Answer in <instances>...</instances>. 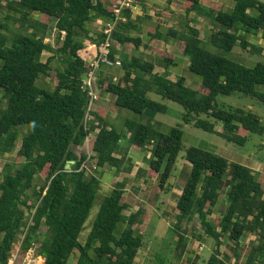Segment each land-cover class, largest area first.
Instances as JSON below:
<instances>
[{
  "label": "trees",
  "instance_id": "trees-1",
  "mask_svg": "<svg viewBox=\"0 0 264 264\" xmlns=\"http://www.w3.org/2000/svg\"><path fill=\"white\" fill-rule=\"evenodd\" d=\"M183 1L187 17L195 13L210 21L207 42L193 25L195 21H187L179 30L171 28L166 34L149 32V38L180 41V51L190 59V71L201 79L199 88H190L185 78L169 79L168 70L176 62L168 54L161 53L162 59L157 62L122 56L124 74L120 79L108 85L102 79L99 83L116 96L118 108L132 114L125 125L126 133H122L110 127L104 112L92 109L87 119L90 95L84 79L92 71V63L81 55L86 49L81 38L89 37L90 25L98 20L104 23L103 31L90 39L99 47L106 42L105 30L116 21L118 0H7L6 8L14 15L5 18L17 22L20 29L12 31L0 23V89L7 101V107L0 108L1 155L12 153L19 139L22 141L17 153L19 167L8 162L0 171V264L8 262L23 236L20 260L36 244L45 264H67L77 251V264H135L145 247L142 234L152 215L144 208L126 214L129 206L124 182L115 184L90 236L81 241L103 185L100 177L89 175L83 167L88 156L79 157L74 148L83 146L96 131L91 149L98 169L110 166L121 170L125 160L116 154L125 134H130L132 147L151 153L148 170L139 169L137 175L155 180L160 194L172 191L171 179L181 153L186 151L184 159L192 165V171L174 214L181 256L192 261L185 251L189 240L183 225L198 219L203 240L211 238L216 243L207 264H231L233 259L237 263L245 259V264H264V178L216 152L186 149L180 125L163 132L140 118L145 112L166 113L164 104L149 97L156 94L185 109V125L192 124L210 134H217V127L222 126L220 136L238 147L245 148L253 135L264 136L259 115L217 101L221 95L239 94L264 103V93L257 90L264 88V61L248 67L225 56L236 48L264 55L263 45L250 42V37L260 33L264 40V2L228 0L234 7L225 11L216 4L205 6L202 0ZM35 13L40 14V20L34 18ZM121 16L113 39L138 50L143 39L131 33L140 31V25L132 18V10H123ZM49 19L56 21L57 47L46 42ZM205 44L219 52L208 50ZM110 50V58L116 60L112 47ZM45 52L52 54L46 62L42 59ZM157 65L165 68V73H155ZM42 77L53 81L54 91L37 85ZM126 170L130 172L132 167ZM223 196L227 205L222 217L213 218ZM139 225L140 230L136 228ZM250 235L256 239L244 256ZM226 239L231 256L222 251Z\"/></svg>",
  "mask_w": 264,
  "mask_h": 264
},
{
  "label": "rangeland",
  "instance_id": "rangeland-1",
  "mask_svg": "<svg viewBox=\"0 0 264 264\" xmlns=\"http://www.w3.org/2000/svg\"><path fill=\"white\" fill-rule=\"evenodd\" d=\"M262 1L264 2V0ZM6 5H7V0H0V23L2 25H5L6 28L12 31H17L20 29L19 24L17 22H14L13 20H7L5 18L6 17L5 16ZM197 17L201 18L202 20L200 21L201 36H202V39L205 42H207V38L211 34L210 32L212 29V25L208 19L199 17V16ZM34 18L40 20L41 16L40 14L35 13ZM47 22H48V25L50 26V29H49L46 42L52 44L54 47H57V43H56L57 29L55 26L56 21L55 19H49V21ZM103 27H104V23H102L101 26L91 24L90 25L91 32H90L89 37L84 36L81 38L86 44V49L82 52L83 57L88 58L92 56L94 58L95 54L92 55L91 51H95V52L99 51L98 49L90 50V46L92 45L91 39L92 37H96V35L102 33ZM161 32L163 34H166L167 30L162 29ZM205 47L212 52H215V53L219 52V50L215 49L210 44H205ZM97 55L95 56V59L97 58ZM50 56H51L50 53L45 52L42 57L43 61H47V59ZM225 56L230 59H234L237 62L244 64L248 67H253L256 62L264 61V55L262 56V55L250 54L249 52H244L240 48H236L232 53L225 54ZM1 66H2V62L0 61V67ZM103 68H107V67H103ZM110 69L111 68H107L108 71ZM192 77L193 79L192 80L190 79L189 87L192 88L193 90H196L197 86L194 83V81L197 80L200 82L201 79L198 76L194 75L193 73H192ZM37 85L48 91H54L56 87L53 81L47 77H42L40 80H38ZM257 90L259 92L264 93L263 87L261 88L259 87ZM4 95L5 94L3 90L0 89V108L7 107V101H5L3 98ZM149 97L156 102L164 104L167 107V111L166 113L145 112L144 122L146 123L151 122L152 124L155 125L157 124L156 122L160 120L163 123V125H161L163 127V129L161 128V130L162 131L164 130L163 132H169L172 127H176L180 125L184 131L183 144L186 149H189L190 147H196V148H201L207 151L215 152L212 150L211 146L216 145L222 150L223 154H225V155H221L224 158L225 156H228L229 159L231 158L227 154H230V156H233V155L243 156L247 160L255 159L258 163H260L261 165H264V136L253 135L251 136L245 148L238 147L224 140L219 134H210L208 132H205L201 129L196 128L194 125H191V124H189L190 126L185 125L183 122V115L185 113V109L180 104H177L175 102H171L168 100H164L161 96L156 95V94H149ZM217 101L219 104H226V105H230L233 107L242 108L245 110H252L254 113H256L262 118V121L264 123V103L258 101L257 99L247 97L244 95L234 94L231 96L221 95L217 98ZM93 107H94V104L92 106V109ZM96 136H97V133L89 135L88 142L86 140V143L82 147L74 148V151L77 153L79 157H81L84 154L85 155L87 154L90 157V160L86 164V169H87L88 174L96 175L103 180L102 190L98 194L95 205L91 211V215L89 219L87 220L85 229L81 236V241L83 242L86 241L87 238L90 236L93 230L94 224L97 220V217L101 211L102 204L111 193V190H112L111 185H115L114 182L116 181L114 180L115 179L114 176L112 177V175H110L111 169H112L110 166H107L104 169H98L96 166V159L94 158V152L91 149L92 142ZM21 139H19L15 151H13L10 154H5V155H1L0 153V171H2L6 163L9 162V163L14 164L18 162L17 153H18V150L20 149V145L22 141ZM121 142L124 144L130 143L129 138H126V136L123 138ZM185 154H186V151H183L181 153L178 159V162H177V170L174 172L175 177L173 176L174 178L171 179V183L173 185H176V183H178L179 187H181L184 184L183 177H180V171L182 169L184 162H186V160L184 159ZM230 160L235 161L234 163L239 162V161H236L235 159H230ZM17 167H19L18 163H17ZM68 168H71V166L69 165ZM45 175L42 176L43 180L45 178ZM43 180H39V184H43L42 183L44 182ZM133 181L134 180L131 179L128 182V183H131L130 185H128V191H127V193L129 194L128 197L130 198L132 196V192H131L132 187H134ZM149 181H151L150 182L151 184L148 186L145 184L147 187V190L144 192V195L140 196L141 200L147 201L149 198H152V196L155 194V187H157V185L155 186L153 184V180L149 179ZM226 204H227L226 197L223 196L219 204V207L217 208L216 214H218L219 216H222V209L225 207ZM172 207H174V203L172 204ZM149 209L153 213V218L151 220L150 225L148 226L149 228L145 230L142 234L144 237V241H145V247L140 251L135 264H191V263L192 264L193 263L207 264L208 263L209 259L211 258L216 248V243L211 238H205V240H203V233L201 232V229H200L201 227L200 221H198L199 224L196 223V226L194 227V229L192 228L193 226L192 223H185L183 225L184 234L189 240V244L185 250L186 253L190 254V258L192 259V261H189L188 259H186L184 255L182 256L180 255V251L182 248H180L177 235L174 233L175 223H176L174 216L171 218V214L165 212L166 214L164 213L165 215L161 217L158 215L159 213L156 211L157 210L156 207L154 209L150 207ZM126 214L129 215L130 212H126ZM136 228L140 230L141 226L139 225ZM191 230L193 232L192 234H189ZM42 231H46V229L43 228ZM252 238L254 239V237ZM252 238H249L245 242L244 256L247 255L248 251L250 250V245H251L250 243L253 241ZM21 241H22V238L20 237V242L17 243L14 249H16L17 247H20ZM228 242H229L228 239H226L224 242L225 245L222 247V251L224 255L228 254L231 256V253L227 252L226 247H225ZM203 245H204V250H203ZM79 257H80V253L78 251L75 252L69 258L67 264H77ZM245 261L246 260L243 259L242 261L237 263L233 259L231 264H245Z\"/></svg>",
  "mask_w": 264,
  "mask_h": 264
},
{
  "label": "crops",
  "instance_id": "crops-1",
  "mask_svg": "<svg viewBox=\"0 0 264 264\" xmlns=\"http://www.w3.org/2000/svg\"><path fill=\"white\" fill-rule=\"evenodd\" d=\"M202 4L208 7H213V4H216L218 6L224 7L225 11H230L234 7L233 4L228 0H202ZM136 7H137V10L133 12L132 18L138 21V25H140L141 29L138 32L133 31L131 34L133 37L143 39V46L137 50L132 44L121 45L118 42L114 43V45H112L113 46L112 52L114 53L115 58L122 62V56H126V57L137 56V57L144 58L145 60H148L151 62H157V60L162 59L161 53L168 54L170 57H173L176 62V66L168 70L170 74L169 79L172 81H178L180 78H185L187 80V85L190 86V79L191 80L193 79L192 72L190 71V59L189 57H187L185 54H183L180 51L181 42L175 39H172V38H168V39L163 38L161 40L150 39L149 32L154 33L156 31H162V29L163 30L166 29L168 31L171 28H175L179 30L187 21H195L193 25L201 30V25H200V21H202L201 18H198L195 13H192L187 17L186 16L187 7L183 0H173V1H170V0H137ZM11 15H14V13L9 11L6 8L5 16L8 17ZM102 23H103L102 20H98L97 22L93 23V25L101 26ZM250 42L252 43L258 42L259 45L264 46V40L262 38V33H260L257 37H254V36L250 37ZM95 49H98L100 51V47L92 43V45L90 46V50H95ZM99 51H96V52L91 51L92 55L95 54L94 58L92 56L88 58H85V57L84 58L88 62L92 63L95 59V56L99 53ZM103 67L100 70L99 75H98L99 80H98L97 89H96L97 100L94 102L93 111L99 112V113L104 112L105 115H107L110 127H114L118 131L122 133H126L125 125H126L127 120L132 116V114L127 110H122L118 108L116 106V101H117L116 96L107 92L105 88H102L99 86L101 79L104 80L105 85H108L111 81L117 82L120 79V77L124 74V72L122 68L110 69L108 71L107 68H103ZM165 70L166 69L161 67V65H157L155 69V73L163 74L165 73ZM194 83L196 84L197 89H198L201 81L199 82L195 80ZM140 118L143 122L145 121L144 116ZM156 123L157 124L155 125H157L160 129L161 128L163 129V127L161 126L163 125V123L160 120H158ZM222 132H223L222 126H218L217 134L220 135V133ZM96 133H98V131H96ZM125 135H126V138L130 137V134H125ZM211 147H212V150L215 151L220 156L225 155L223 154L222 150L218 146L213 145ZM227 155L231 157L230 159H235L236 161H239L238 163L251 168L254 171V173L259 175L260 179L264 178V165H261L255 159L247 160L243 156H237V155L230 156V154H227ZM116 157L118 159H124L125 163L122 165L121 170L111 167L112 169H111L110 175H112V177L114 176L115 178L114 180H116L114 182L115 184L117 182H124L126 184L125 197H126V202L129 206L126 212H130L131 214V213L137 212L139 208H144L147 210V212L151 213L152 215L151 220H152L153 213L150 211L149 208L152 207L154 209L156 207L157 209L156 211L159 213L158 214L159 216L162 217L166 213H170L171 218H172L177 208V202L179 198L181 197L183 193V189L186 186L188 178L191 174L192 165L187 161L184 162L182 169L180 171V177H183L184 179V184L181 187H179L178 183H176V185H173L172 191L169 194H166V193L160 194L161 191H158V186H157L155 187V194L152 196V198H149L146 201V200H141L140 196L144 195V192L147 190L146 185L147 186L150 185L151 181H149V179L146 177L139 178L137 174H138L139 169L148 170L149 168L148 160L151 158V153L148 150L139 151L135 149L134 147H132L129 143L124 144L121 142V147H120L119 153L116 154ZM225 158L228 159L230 162H233V163L235 162V161H231L228 158V156H225ZM130 166L132 167V170L129 172L126 169H128ZM131 179L134 180L133 181L134 187H132V190H131L132 196H133V197L131 196L132 200L130 197H128L129 194L127 193L128 185L131 184L128 182ZM101 182L103 185L102 179H101ZM153 184L156 186L157 182L153 180ZM114 186L115 185H111V189H113ZM173 203H174V207H172ZM216 212H217V209L215 211V214L213 215V218L222 217L216 214ZM198 221H199L198 219H195V221L192 222L193 229L196 226V223H198ZM200 229L202 230L201 227ZM192 232L193 231L191 230L189 234H192ZM252 237H254V239ZM249 238H252L253 241L256 239V237L253 235H250Z\"/></svg>",
  "mask_w": 264,
  "mask_h": 264
},
{
  "label": "built area",
  "instance_id": "built-area-1",
  "mask_svg": "<svg viewBox=\"0 0 264 264\" xmlns=\"http://www.w3.org/2000/svg\"><path fill=\"white\" fill-rule=\"evenodd\" d=\"M129 9L132 10V12H135L137 10L136 7V0H118L116 6H115V14H116V21L114 23H110L107 26V29L105 30V34L107 35L106 42L103 43L100 46V52L97 55V58L94 59L92 62V71L87 74V76L84 79V87L88 90L90 95V104L88 108V115L87 119H89V112L92 110V106L94 102L97 100V84L99 80V72L102 68V66H105L107 68L116 69L122 67V62L120 60H112L110 58V49L116 41L113 39V30L115 29L116 22L122 19L121 14L123 10ZM89 141V137L87 138V142ZM87 155V154H86ZM88 156V155H87ZM90 160V157L88 156V160L85 162L83 167L86 168V164ZM32 221H29V224H31ZM24 239V236L22 237V240ZM38 245H33L25 255V257L20 260L19 254H20V247H17L16 249H13L11 252V256L6 264H45V259L43 256L40 255L38 252ZM204 248V247H203Z\"/></svg>",
  "mask_w": 264,
  "mask_h": 264
}]
</instances>
